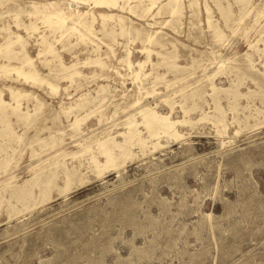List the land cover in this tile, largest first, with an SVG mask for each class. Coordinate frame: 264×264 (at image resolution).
<instances>
[{
	"label": "rangeland",
	"instance_id": "374dc122",
	"mask_svg": "<svg viewBox=\"0 0 264 264\" xmlns=\"http://www.w3.org/2000/svg\"><path fill=\"white\" fill-rule=\"evenodd\" d=\"M0 264H264V0H0Z\"/></svg>",
	"mask_w": 264,
	"mask_h": 264
},
{
	"label": "bare ground",
	"instance_id": "6f19581e",
	"mask_svg": "<svg viewBox=\"0 0 264 264\" xmlns=\"http://www.w3.org/2000/svg\"><path fill=\"white\" fill-rule=\"evenodd\" d=\"M102 1V0H101ZM98 2V1H97ZM101 3V2H100ZM113 5V4H112Z\"/></svg>",
	"mask_w": 264,
	"mask_h": 264
}]
</instances>
